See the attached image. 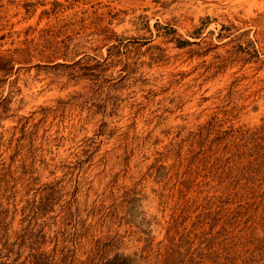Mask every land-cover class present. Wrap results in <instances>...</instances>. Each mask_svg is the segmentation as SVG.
I'll return each instance as SVG.
<instances>
[{
  "label": "rangeland",
  "instance_id": "374dc122",
  "mask_svg": "<svg viewBox=\"0 0 264 264\" xmlns=\"http://www.w3.org/2000/svg\"><path fill=\"white\" fill-rule=\"evenodd\" d=\"M40 253L264 264V0H0V264Z\"/></svg>",
  "mask_w": 264,
  "mask_h": 264
},
{
  "label": "trees",
  "instance_id": "16d2710c",
  "mask_svg": "<svg viewBox=\"0 0 264 264\" xmlns=\"http://www.w3.org/2000/svg\"><path fill=\"white\" fill-rule=\"evenodd\" d=\"M33 262H34L33 264H49L48 257L45 256L44 253L35 254V258Z\"/></svg>",
  "mask_w": 264,
  "mask_h": 264
}]
</instances>
